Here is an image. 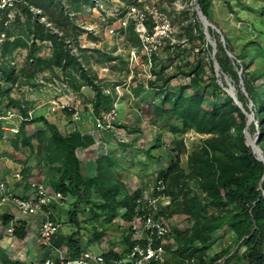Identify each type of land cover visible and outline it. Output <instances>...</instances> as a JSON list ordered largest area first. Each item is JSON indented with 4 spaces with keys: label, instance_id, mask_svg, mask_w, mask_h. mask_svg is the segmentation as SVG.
<instances>
[{
    "label": "trees",
    "instance_id": "1",
    "mask_svg": "<svg viewBox=\"0 0 264 264\" xmlns=\"http://www.w3.org/2000/svg\"><path fill=\"white\" fill-rule=\"evenodd\" d=\"M32 1L27 0V3L23 5V9L28 13V3L32 4ZM44 3L43 14H59L57 6H53L51 0H42ZM53 3L57 2L52 0ZM64 8H71L77 10L81 7V0H62ZM225 5L231 12L238 13L233 7V2L236 1L249 11L246 14L248 20L251 23L252 30L250 33L257 32V36L261 39L262 43H256L249 49V43L251 40L243 41L239 48H234L230 45V37L224 32L216 30L214 25L208 27V31L217 40H225V46L220 42L217 45L216 59L223 74L227 73L234 77L239 75L242 79L243 85L247 94L237 92L238 100L243 104V109L246 111L254 112L255 117L258 120L260 140L258 142L259 147L264 149V83L257 84L255 79L264 78V5L259 6L257 0H223ZM199 8L202 13L212 21V0H197ZM61 7V4H60ZM26 8V9H25ZM65 11V9H64ZM31 14V11L29 12ZM195 27L192 28L191 24L185 27V31L189 36L190 42H194V39L200 40L203 44L207 43V39L199 24V18L195 15ZM30 26V30H24L20 23L15 25L16 31L24 35V38H16L14 41L8 44H15L14 48L18 46H28L29 54L27 62L21 69L23 74L34 84L36 72L44 69H53L55 66L61 67L65 71L68 63L74 62L81 67L80 62L72 57L63 42L53 41L54 51L49 59H43L37 56L35 53L39 49L38 43H28L27 37L34 34L38 38V33L43 37H52L51 33L45 34L43 32V25L36 24ZM245 28V27H244ZM248 28H245V32ZM14 30V32H16ZM30 31V34H27ZM48 31H46L47 33ZM243 38V36H240ZM45 39V38H44ZM42 40V39H41ZM27 47V48H28ZM211 46H207L209 48ZM158 49V46H156ZM5 50V49H4ZM237 51V52H236ZM256 53V62L258 64V70L253 75L245 70V64L242 57L245 54ZM233 54V56H232ZM153 63L156 65L158 57L155 53H152ZM233 57V58H232ZM253 61V60H252ZM194 62H188L187 70L180 71L188 81L180 82L179 85H168L171 81V77L163 79L161 72L153 71L155 79L148 80L147 86H155L158 90L169 89V92L164 96V102L169 104L168 108H165L167 113L169 124V130L173 136L176 134H183L186 131L193 130L202 134H209L207 138L202 141V146L199 150L187 151L181 138L172 139L173 145L171 148H167L166 157L170 156V164L168 167H161L156 171V175H152L155 184L158 180H163L165 183L166 194H168L172 201L169 206L163 207V211L167 216H173L178 212L187 216L189 224L192 228L190 234L184 235L183 231L178 229L175 224L172 225V235L168 236V239L173 238V242L176 246L175 255L180 258L176 260L181 264H264V158L257 155L254 147L250 144L245 131L254 133V125L251 128L247 126L246 115L235 104L232 97L223 90L221 85L216 81V74L212 63L210 66L202 60ZM30 70L28 71V68ZM84 71L83 67H81ZM209 70V75L207 74ZM85 75L89 76L88 72L84 71ZM90 79V78H89ZM0 80H4L11 86H14L19 82V75L16 74L12 68V71L8 70V65L4 62H0ZM156 80H161V84H156ZM72 82V81H71ZM90 84L95 88V95L91 99L93 113L98 115L100 110H110L113 106L114 99L117 97V93L106 94L100 88V85L95 83L92 79L89 80ZM0 82V95L7 103H11L17 107L20 113V126L19 134L12 139V149L14 152H21L19 142L27 146L29 149L28 156H33L35 159L46 158L49 161L56 159L58 165L55 170L52 163L44 159V163L49 167L47 172L50 176V183L45 184L57 191H61L66 199L74 197L73 204L68 211V217L65 222H69L77 228L74 232L64 235L60 233L58 228L57 233L53 235V242L55 245L65 243L69 248L79 252L81 246V236L79 233L80 218L86 213L90 214L94 225L92 233H95V239L97 241L105 242V236H107L108 244L107 251L104 252V257L108 260L113 258H121L125 256V253L129 251L132 243L129 241L130 227L129 222L133 219L136 208V198L139 195V188L131 189L128 186L126 180H118L115 178L114 173L118 169L117 165L112 161L109 155H104L95 160L96 170L94 175H90L87 168L83 167L85 162L82 158H79L78 151L95 142V136L93 134L82 132H66L61 133L57 125L53 123L51 118L44 116L43 114L33 116L29 113V110L35 109L33 102H27L22 98H13L10 94L11 88L8 89L2 86ZM192 83L197 84V89L193 90L191 94H185V88ZM79 84L75 83L74 87L81 92ZM202 85L209 86L210 96L204 99V91L198 92ZM143 85L137 84L138 90H141ZM138 90L135 94L138 95ZM159 91V90H158ZM83 94V93H82ZM223 94V98L220 102H216V98ZM84 95V94H83ZM247 97L251 100L252 105L248 107ZM1 98V99H2ZM205 102L210 106V109H206L202 106ZM159 103V99L156 100ZM161 104V103H160ZM160 104L156 105V108L160 109ZM36 107V106H35ZM160 112H163L161 110ZM159 112V113H160ZM249 112V113H250ZM66 115H70L69 112H64ZM54 115L55 113H51ZM234 115L239 119V123L235 120ZM160 119H165L161 114ZM173 122V124L171 123ZM28 124L45 125L51 128L52 135L50 144L41 153V147L35 142L33 135L27 134L26 126ZM43 124V125H42ZM126 125L113 120V126L117 128H123ZM0 131L1 126H0ZM163 129L158 128V132L155 134V144L144 148L140 154L134 156L141 158L145 164L140 168L143 172L142 180L144 179L145 171L149 168L151 161L154 158L152 149L165 148L163 146ZM40 140H44L39 137ZM19 139V140H18ZM129 145L133 144V138L129 142ZM125 146V145H124ZM121 146L120 153L122 152ZM127 147V146H125ZM154 147V148H153ZM181 149L179 152H175V149ZM170 149V150H169ZM123 156L125 152H122ZM182 155L186 157V164L189 170L188 173H184L178 168V163ZM27 156V157H28ZM26 157V158H27ZM27 160V159H26ZM26 160H24L26 162ZM103 160V161H102ZM144 165H146L144 167ZM32 166H28V169L22 172V178L26 181L25 191L32 188L31 183V170ZM52 169V170H49ZM89 170V169H88ZM153 170V169H151ZM124 171V170H123ZM137 171V170H136ZM126 172H128L126 170ZM90 175L87 177L85 175ZM137 173V172H136ZM138 176V173L135 174ZM181 179L185 183L195 182L197 184V190L193 195L179 198L178 192L181 190ZM39 182V181H35ZM128 188H127V186ZM183 184V185H184ZM7 188L11 190L10 186L5 183ZM15 196L13 190H11ZM30 191V190H28ZM93 192V193H92ZM205 194L200 197V194ZM95 197L91 200V196ZM18 197L26 198L27 194L19 195ZM59 205L53 203L51 219L55 220V208ZM182 206V207H181ZM88 207L87 210H84ZM7 208V207H6ZM4 208H2L3 210ZM186 212V213H185ZM119 217L122 219L120 222H116L121 227V234H108L107 227L109 224L114 223V219ZM0 221L2 226H7L14 222V232L12 234L13 239L24 240L27 233L30 232L31 221L30 220H17L15 222L14 213L9 210L0 214ZM59 222L58 220H55ZM61 221V220H60ZM87 221V220H86ZM86 221H84L86 223ZM100 225L99 232L97 228ZM224 233L230 235L231 242L222 246L214 253H209L208 250L211 247V243L214 238H222ZM97 232V233H96ZM119 236V237H118ZM67 237V238H66ZM66 238V239H65ZM2 236L0 234V240ZM67 240V241H66ZM94 240V239H93ZM92 240V242H93ZM91 242V243H92ZM116 244V245H114ZM89 247V245L87 246ZM109 247V249H108ZM113 247L120 249L118 252L113 251ZM170 245H165L166 253ZM242 250L240 251V249ZM37 250L43 256L47 255L48 246L46 242H39ZM4 257L5 254L2 253ZM9 256V255H8ZM2 257V258H3ZM10 257V256H9ZM196 257V258H193ZM11 259V258H10ZM16 263V262H15ZM11 264V262H8ZM17 264V263H16Z\"/></svg>",
    "mask_w": 264,
    "mask_h": 264
},
{
    "label": "rangeland",
    "instance_id": "2",
    "mask_svg": "<svg viewBox=\"0 0 264 264\" xmlns=\"http://www.w3.org/2000/svg\"><path fill=\"white\" fill-rule=\"evenodd\" d=\"M55 1L57 2L53 3L51 0L53 6H57L60 2L57 7L59 14H45L46 17L44 15H39V19L35 21L32 20L33 14H30V11L27 13L24 9L21 10L22 12L20 14H27L25 17H22L24 22L23 26L30 30V26L35 25V22L37 25L42 24L44 26L43 32L45 28H48V32L46 33L45 31L44 35L48 33L52 34V37L50 38L43 37L42 34L38 33V39H42L44 42L41 40L37 42L39 49L35 54L40 56L39 51L42 52L40 57L43 59L51 58L52 52L54 51V40L60 41L61 39H64L63 42L66 47H68L69 53L80 62L81 67H83L86 73L88 72L89 76L83 74L84 71L78 66L79 64L77 65L74 62L68 63L65 71L61 69V67H58L57 73L55 72L57 76H55L56 80L58 82H65V80H67L66 87L60 92V95L63 96V93H67L75 99V102L79 104V107H82L85 103L87 104V107L85 110L82 109L80 111L82 115L78 122L74 121L71 115L66 116L64 112H56L52 115L48 107L49 98H51L52 94H56V92L52 86L43 83L45 78L43 79L42 76L45 75L42 74V72L35 76L33 80L34 84H31L29 79L19 80V82H17L10 90L11 96L17 99L22 98L27 102H33L35 104L33 108L35 109H30L29 113L33 116L41 114L48 116L51 118L49 120L54 122L63 134L73 131H79L83 134H93L95 136L96 144L85 147L84 152H82V149H79L78 151L79 154L83 153V156L78 155L79 158H82L84 160L83 162H85L83 167L87 168L90 175H94L96 170L95 160L104 155H109L118 167L114 173L115 178L118 180H126L131 189L139 188L140 185L144 184L145 181L150 180V178L153 180L152 175H154L159 168L169 166V158L171 155L166 157V152L168 150L167 148H171L173 145L172 139L181 138L187 151L193 149L199 150L202 146V141L207 138L209 134H202L189 130L183 134L181 133L173 136L169 130L170 123L167 121L168 116L165 112V108H168L169 104L164 102V96L169 92V89H165V92H162L164 89L158 88V91L155 89L157 88L156 86L155 88H153V86H147L148 80L153 81L155 79V75L153 74L154 70L156 72H161L164 69L162 77L163 79L171 77L170 83L166 85L168 88H171V85L178 86L180 82L188 81V78L180 73L183 69L187 70L189 67L188 62H194V65L197 60H202L208 65V67L210 66V63H212V67L214 68V61L217 62V45L220 42L225 46V40L223 37V40L219 41L211 35L215 42L214 48L208 40L206 44H203L196 38L194 39V42H190L185 27L189 24H191L192 28L195 27V15L197 14L195 0H87L85 2L89 4L76 14H72V9L70 7L64 8L65 5L62 0ZM212 1L213 17L212 21L209 20V22L211 26L214 25L216 30L220 32L222 31L230 37L231 46L239 48L243 41L251 40L248 47L251 49L253 44L259 42L262 43L261 39L257 36L256 31L250 33V28L252 30V27L250 23L251 20L249 21V17L246 16V14H249L247 9L234 1L233 7L238 11V13H235L230 11L223 0ZM257 1L260 3L259 6L261 4L264 5V0ZM149 3L157 6L165 13L169 20L168 30L165 35L160 38H163L160 41L157 39L154 41V38L138 32L135 28V22L128 14V11L132 6L140 7L142 4ZM28 7L29 10V3ZM75 12H77V10H75ZM41 17H43L46 22L51 23V25L47 26L46 22L43 21ZM199 21L205 34V28L200 18ZM149 24L150 22L148 21L146 26ZM244 27L248 28L246 32ZM27 34H30V31H27ZM83 34H86L84 39L82 37ZM240 36H243V38H240ZM29 39L30 37H27L26 41ZM156 45L158 46V49L155 51ZM207 46L211 47L207 48ZM27 47L24 50L26 52L24 55L25 63L28 61V52L30 50L29 47ZM152 53H155L158 57L156 65L153 63ZM256 57V53L245 54L242 57L245 64V70L249 73L248 75H253L258 70L259 66L256 62ZM7 65L8 70L12 71V66L10 64ZM218 67L220 74L216 75V81L221 85L223 90L227 92L226 89L228 88V85L223 78V70L220 68L219 64ZM45 70L48 71L47 76L52 73L50 70ZM214 73L216 74L215 69ZM40 74H42V76ZM207 74L209 75V70H207ZM225 74L228 82L233 86L236 95L237 92L247 94L245 85H243V81L239 78L238 74L237 77L227 73ZM41 78L43 81H40ZM62 78L64 79L61 80ZM91 79L99 84L104 90H108V94L115 92L118 93L119 96H117L113 102L114 110H111L112 118L126 124L123 125L125 127L116 129L111 124L110 127H106L103 130H98L94 127L91 117L93 116V113L90 112L92 104L89 103L95 95V88L90 82H88ZM255 80L258 85L264 83V78ZM71 81L72 83H68ZM75 83H80L79 88L80 90H84L82 92H85L84 95L87 97L85 98L87 102L83 99L82 92H79L81 93L80 95L75 90ZM137 84L143 85L141 90H138ZM156 84H161V80H156L155 85ZM197 88V84L192 83L185 88L184 92L188 95L193 93V90ZM115 89H118L119 91ZM136 90H138V95L135 94ZM201 90L204 91V99H207V97L210 96V90H212V88L202 85L198 92H201ZM223 97V94L219 95L215 99L216 102H220ZM1 98L2 96L0 95V126L2 130L0 131V183L8 184L11 190H13L18 196L22 194H27L28 196L33 193V190L30 188L28 189L30 191H25L26 181L21 177L22 172L27 170L28 166H32L31 180L49 184L51 181L49 180L50 176L47 172L49 167L44 163V159L46 162L48 161L49 164L52 163L54 170L58 163L56 159L49 161L46 158L43 159L40 157L35 159L33 156L29 157V149L22 144L21 141L19 142L21 152L16 153L13 151L11 142L12 139L19 134V126L21 122L20 113L15 105L10 102L7 103ZM158 99L159 103H156V100ZM205 101L206 100L202 103V106L206 109H210V106ZM247 103L248 107H251L252 102L248 97ZM157 104H160L159 110L156 108ZM161 110H163V112H160ZM9 111H12V113H9ZM244 111L249 114V118L247 119L246 117L248 128H251L254 125V133H250L246 130L245 136L254 147L257 155L264 158V149L262 150L258 144L260 140V134L258 133L261 130V128L259 129L260 126L258 125V120L255 117L254 112L246 111L245 109ZM161 114L165 119H160ZM234 118L237 122L239 121L237 116L234 115ZM171 123L173 124V122ZM158 128L163 129V146L166 147H156L155 149H152V153L155 155L149 168L145 171V174L147 175H145L142 180L143 172L140 168L145 163L139 157L132 160L131 158L140 154L144 148L150 147L152 144L156 143L154 137L158 132ZM26 130L27 134L34 136V141L37 142L39 147H41L40 154H42L43 150L47 148L51 142L50 139H48L52 135L51 128L45 125L28 124ZM39 137H42L44 140H40ZM131 138H133V144L129 145L126 142H129ZM121 146H124L122 152H125L124 155L126 158L123 156L122 152L120 153ZM175 150H177L175 152H179L181 149L177 148ZM24 160H26V162ZM145 166L146 165H144V167ZM178 168L183 169L182 171L184 173L189 172L185 155H182L180 158ZM126 170L128 172H126ZM136 172L138 173V176L135 175L137 174ZM87 174L85 173V175L89 177L90 175ZM180 182L182 183V187L178 192L179 198H182L184 195H193L197 190V184L195 182L190 181L184 184L182 179ZM204 194L205 193L202 192L200 197ZM91 198V200H94L93 198L95 197L93 194ZM73 199L74 197H71L65 199L62 203L59 202V205H56L57 207L54 211L55 220H58L61 224L60 233L64 235L68 234L69 236L72 232L77 230V228L70 225L69 222H65L68 217V211L73 204ZM171 202L172 201L170 200V203ZM3 208L4 211L9 210L14 214L17 212L16 207H13L12 205H5ZM87 209L88 207L84 208V210ZM0 213H2L1 210ZM173 216L176 219L175 226L178 229L185 230L183 231L184 235L190 234L192 228L189 224V220H187V216L181 212H178ZM173 216L170 217L171 220H173ZM80 220V246L86 247L89 245L88 249L99 251L102 244H108L107 236H105L104 243L95 239V233H92L94 225L91 223L93 221H91L92 218L87 211ZM30 221L32 222L30 228L31 233H27L23 241L13 239L12 235L10 236L7 232L3 233L0 231L2 236V239L0 240V264H8V262H11V264H41V262L44 261L47 255L43 256V254L40 253L41 251L36 249L39 244V239L38 236L34 235L35 228L39 224V218L34 216ZM84 221H86V223ZM120 221L121 219H119V217L114 219V223L108 225L106 233L120 235L121 227L116 223ZM97 226V228H99L97 232H99L101 227L100 225ZM0 228V230L3 229L1 221ZM228 233L232 232L228 231ZM228 233L222 231V238L213 239L211 247L208 250L210 254L219 250L223 245L226 246L231 242ZM171 235L172 233L170 236ZM172 242L173 238L168 239L166 242V244L168 243L170 245V248L165 255V262L166 264H181L176 262L180 257L175 255L174 252L176 251V246ZM241 250L242 248L240 251ZM2 253L5 254L4 257L2 256Z\"/></svg>",
    "mask_w": 264,
    "mask_h": 264
},
{
    "label": "built area",
    "instance_id": "3",
    "mask_svg": "<svg viewBox=\"0 0 264 264\" xmlns=\"http://www.w3.org/2000/svg\"><path fill=\"white\" fill-rule=\"evenodd\" d=\"M26 3L27 0H0V62L6 57L4 56L5 45L16 38H24L21 33L14 32V27L23 20L22 17L27 15L20 14L21 10H23V5ZM30 10L33 11L32 20L39 19L38 16L41 14L38 13L40 12L32 6H30ZM128 14L135 22L137 31L154 38V41L155 39L162 40L163 38H160L168 30V17L154 4H142L140 7L132 6ZM41 19L45 21L43 17ZM148 21L150 24L146 26ZM46 25L50 26L51 23L46 22ZM36 39L37 37L32 34L27 42L33 43ZM45 76L47 75L45 74ZM40 81H43L42 78ZM66 81L58 82L52 77L43 81V83L52 86L56 92L49 98V111L51 113L69 112L72 119L78 122L82 115L80 111L82 109L85 110L87 105L79 107L75 99L67 93H63V96L60 95V92L66 87ZM0 82H2L1 84L4 87L7 85L8 89L14 87L11 85L9 87V84L4 82V80H0ZM101 89L106 94L109 93L108 90L106 91L102 87ZM115 90L119 91L118 89ZM117 96H119L118 93ZM90 109V112L93 113L92 105ZM111 110H114L113 106L110 110H100L98 115L93 113V116H91L92 123L96 129L103 130L106 127H110V124L113 126L114 118H112ZM9 113H12V111H9ZM152 179L145 181L138 189L139 195L136 198L135 214L129 222V241L132 245L124 257L113 258L112 260L104 257L107 247L103 244L99 251H92L87 246H81L79 252L69 248L65 243L54 244L53 235L57 233L61 224L51 219V205L53 203H62L66 196L61 191H57L42 182H30L33 193L26 198L15 196L5 183H0V207L5 205L16 207L15 222L17 220H30L34 216L39 218V224L35 228L34 235L38 236L39 242L44 241L48 246V254L42 264H165V245L168 236L173 232L172 225L176 223V219L173 216V220H171V216H167L163 211V207L169 206L170 203L164 181L158 180L157 184H155L154 178ZM2 227L3 229L0 231L3 233L7 232L10 236L15 229L14 222ZM113 251L118 252L120 249L113 247Z\"/></svg>",
    "mask_w": 264,
    "mask_h": 264
},
{
    "label": "crops",
    "instance_id": "4",
    "mask_svg": "<svg viewBox=\"0 0 264 264\" xmlns=\"http://www.w3.org/2000/svg\"><path fill=\"white\" fill-rule=\"evenodd\" d=\"M85 1H87V0H81V7H79V9H77V12H75V10L73 9L72 10V14L73 13H79V11H81V10H83V8H85V6L87 5V4H89V3H86ZM30 6H32L33 8H35L36 10H38L40 13H38V14H41V15H44L45 16V13L43 14V12H44V3H43V1L42 0H35V1H32V4H30ZM26 9V8H25ZM31 11V14H33V11L32 10H30ZM46 17V16H45ZM47 19V18H46ZM48 20V19H47ZM20 25L21 26H23V24H24V22H23V20H21L20 22ZM23 28H24V30L25 29H27L25 26H23ZM14 30L16 31L17 29H16V27H14ZM28 30V29H27ZM48 30V28H45V31H47ZM85 35L86 34H83L82 35V37H83V39H84V37H85ZM37 36V35H36ZM39 40H41V39H36V42H38ZM41 41H43V40H41ZM44 42V41H43ZM9 43V42H8ZM6 44L5 45V52H4V56H6L2 61H1V63H5V64H10L11 66H12V68H13V70H14V72L16 73V74H18L19 75V80H22V79H24V80H28V78L26 77V75L25 74H23V72L21 71V69L24 67V65H25V60H24V58H23V55H25L26 54V52L24 51L25 49H26V47L25 46H18V47H16V48H14L15 46H17V45H13V44ZM24 48V49H23ZM41 53L42 52H40L39 51V55L41 56ZM20 65V66H19ZM57 69H58V67L57 66H55L52 70L51 69H47V70H50L52 73L51 74H49L48 76H42V74H46L47 75V72L48 71H46L45 69L44 70H42V71H39V72H36V75L38 74V73H41L42 72V74H40L43 78H45V79H49V77H52V78H55L56 79V73H57ZM30 70V67L28 68V71ZM56 72V73H55ZM35 75V76H36ZM56 76V77H55ZM62 76V75H61ZM60 77V76H59ZM65 78V77H64ZM70 83H72V82H70ZM77 92L79 91V90H77V89H75ZM79 93V92H78ZM83 94H85V92H82ZM80 95H81V93H79ZM82 94V97H83V99L85 100V98H87V97H85V95H83ZM86 102H87V100H85ZM89 103H91L92 104V101L91 102H89ZM83 105H87L86 103L85 104H83ZM65 114V113H64ZM66 116H68V115H66ZM54 123V122H53ZM96 144V142H94V143H92L91 145H95ZM82 152H84V148L82 149ZM78 155H82L83 156V153H80V154H78ZM89 169V168H88ZM2 208H3V206H1L0 207V210H1V212H3V210H2ZM1 214V213H0Z\"/></svg>",
    "mask_w": 264,
    "mask_h": 264
},
{
    "label": "water",
    "instance_id": "5",
    "mask_svg": "<svg viewBox=\"0 0 264 264\" xmlns=\"http://www.w3.org/2000/svg\"><path fill=\"white\" fill-rule=\"evenodd\" d=\"M195 7L197 9V15L199 16L200 20L202 21V23L204 25L206 39L209 41V43L214 48L215 47V42L212 39V36H211L210 32L208 31V27L211 26V24H210L208 18L202 13L201 9L199 8V4L197 3V0H195ZM214 69H215L216 75H219L220 74L219 73V67H218V64H217L216 61H214ZM223 78H224L226 84L228 85V88L226 89L227 92L230 94V96L234 100L235 104L243 111V113L247 116V118H249V114H247L244 111L241 102L238 100V98H237V96H236V94L234 92L233 86L228 82L226 74L223 75Z\"/></svg>",
    "mask_w": 264,
    "mask_h": 264
},
{
    "label": "clouds",
    "instance_id": "6",
    "mask_svg": "<svg viewBox=\"0 0 264 264\" xmlns=\"http://www.w3.org/2000/svg\"><path fill=\"white\" fill-rule=\"evenodd\" d=\"M224 75V74H223ZM166 255V254H165ZM43 262V261H42ZM42 262H41V264H42ZM165 264H166V262H165Z\"/></svg>",
    "mask_w": 264,
    "mask_h": 264
}]
</instances>
